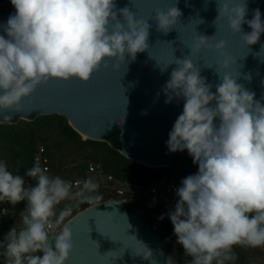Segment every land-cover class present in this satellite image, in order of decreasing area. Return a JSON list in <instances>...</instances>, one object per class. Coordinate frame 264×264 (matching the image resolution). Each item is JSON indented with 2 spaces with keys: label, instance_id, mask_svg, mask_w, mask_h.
Here are the masks:
<instances>
[{
  "label": "clouds",
  "instance_id": "obj_1",
  "mask_svg": "<svg viewBox=\"0 0 264 264\" xmlns=\"http://www.w3.org/2000/svg\"><path fill=\"white\" fill-rule=\"evenodd\" d=\"M15 12L0 24V122L22 111V99L50 79L78 78L88 82L103 64L114 61L119 69L148 49L149 19L137 18L128 7L117 8L115 0H10ZM217 20L223 19L246 45L256 44L264 33L259 9L246 20V0H216ZM207 8V4H205ZM174 5L155 10L156 30L169 32L178 22ZM203 23L202 19H198ZM247 24L250 32H243ZM215 36V35H214ZM212 36V37H214ZM199 34L190 52L214 48L224 56L226 42L210 43ZM264 49V45L261 46ZM162 91L165 103L184 101L183 111L169 132V152L187 150L198 165L176 190L174 210L167 213L186 264H234V246L264 247V96L237 82L240 73H217L220 83H206L190 59L175 58ZM229 67V60L223 61ZM251 80V76L244 77ZM215 87V92L212 88ZM8 113V114H5ZM35 186L25 187L21 175L0 160V202L16 205L26 201L20 223L0 243L4 264H66L72 251V232L65 223L73 206L102 199L99 185L91 178L73 183L53 175L40 163L26 171ZM65 204L57 212V207ZM161 215L159 219H163ZM143 245L140 255L157 264L153 251ZM160 255H163L161 252ZM165 264H176L169 256Z\"/></svg>",
  "mask_w": 264,
  "mask_h": 264
},
{
  "label": "water",
  "instance_id": "obj_2",
  "mask_svg": "<svg viewBox=\"0 0 264 264\" xmlns=\"http://www.w3.org/2000/svg\"><path fill=\"white\" fill-rule=\"evenodd\" d=\"M115 3L118 9L128 7L137 18L149 19L152 27L148 49L137 53L134 61L126 57V64L119 69L112 67L114 61H108L107 68L102 64L88 82L53 78L38 85L22 99V111L11 113V121L0 123L13 124L22 119L31 120L35 115L59 114L86 136L82 135L84 139L105 141L120 119L122 153L150 167H168L174 163L177 152H169L166 141L183 111L184 101L174 98L171 103H165L167 97L162 88L176 65H170L164 72L160 67L175 58L190 59L206 83L213 85L220 83L217 73L239 72L238 83L254 92L256 100L264 96V49H261L264 33L256 44L246 45L241 34H234L223 19L214 24L218 15L216 0H115ZM246 3V20L253 18L256 9L264 20V0H246ZM174 5L181 12L178 22L166 34L157 31L156 21L152 20L155 10L166 11ZM14 12L10 0H0V24L6 23ZM198 19L204 22L198 24ZM242 30L251 31L246 23ZM199 34L215 35L210 40L212 44L225 41V55L221 56L214 48L190 52ZM225 59L229 60L227 69L223 67ZM247 75L251 76L250 81L244 79ZM212 91L215 92V87ZM68 224L74 247L66 264H150L137 255L144 250L138 241L153 251L157 264L166 262L161 236L142 216L123 208L122 202L94 204Z\"/></svg>",
  "mask_w": 264,
  "mask_h": 264
},
{
  "label": "trees",
  "instance_id": "obj_3",
  "mask_svg": "<svg viewBox=\"0 0 264 264\" xmlns=\"http://www.w3.org/2000/svg\"><path fill=\"white\" fill-rule=\"evenodd\" d=\"M105 139H84L65 116L35 115L31 120H19L13 124L0 123V160L7 161L9 170L24 178L25 187L35 186V181L27 177L26 171L33 166V157L39 144L45 147L50 161V173L65 180L85 177L90 162L101 164L104 172L117 180L135 181L150 186L178 181L198 171V165L193 163L187 150L177 151L174 163L168 167H150L122 153L123 143L119 127ZM99 195L102 199L94 204L116 199L129 212L142 216L162 240L173 235L169 217L164 216L166 213L155 201L142 197L117 198L111 193ZM94 204H79L76 211L81 212ZM24 207L26 208V201L17 203L19 210ZM20 213H13L0 221V243L15 224L19 225ZM161 215L164 216L162 220L159 219ZM172 245L173 243L164 248L166 259L171 256L181 264H186L191 258L184 255L183 246L176 242L174 249ZM257 249L234 246L238 257L234 264H252ZM0 264H4L2 256Z\"/></svg>",
  "mask_w": 264,
  "mask_h": 264
},
{
  "label": "built area",
  "instance_id": "obj_4",
  "mask_svg": "<svg viewBox=\"0 0 264 264\" xmlns=\"http://www.w3.org/2000/svg\"><path fill=\"white\" fill-rule=\"evenodd\" d=\"M40 163L43 167H46L50 171V161L46 155L45 147L42 144L38 145L37 152L33 157V165ZM91 178L94 182L99 185L97 193L108 194L111 193L117 198L126 197H142L149 198L155 201L166 213L174 210L175 203L178 200L176 190L181 186V180L168 182L161 185H146L135 181H121L115 179L113 176L108 175L104 172L101 164L90 162L87 167V175L82 178L68 179L73 183V191L76 190L75 185L84 179ZM116 201V199H108L102 203L106 204L109 202ZM65 204L74 205V201H64L57 207V212L62 209ZM19 212V208L16 205H12L9 202H2L0 204V221L7 219L11 214ZM82 212V211H81ZM80 212L76 211V206H73L72 215L68 217L65 223L71 222ZM168 216V215H167ZM169 217V216H168ZM170 219V218H169ZM171 221V220H170Z\"/></svg>",
  "mask_w": 264,
  "mask_h": 264
},
{
  "label": "rangeland",
  "instance_id": "obj_5",
  "mask_svg": "<svg viewBox=\"0 0 264 264\" xmlns=\"http://www.w3.org/2000/svg\"><path fill=\"white\" fill-rule=\"evenodd\" d=\"M116 124H117V127H120L121 126L120 119H118L116 121ZM113 202L115 204H118L121 201L116 200V201H113ZM24 209H25V207L24 208H20L19 212H22ZM164 216H166V214H164ZM172 228H173V225H172ZM176 239H177V237L174 235V232H173V235L171 237H166V239L163 240V242H164V248H165V246L173 243L172 246L175 249V247H176ZM175 261H176V264H181L179 261H177V260H175ZM251 262H252V264H264V247H258L257 251L254 254V258H253V260Z\"/></svg>",
  "mask_w": 264,
  "mask_h": 264
},
{
  "label": "bare ground",
  "instance_id": "obj_6",
  "mask_svg": "<svg viewBox=\"0 0 264 264\" xmlns=\"http://www.w3.org/2000/svg\"><path fill=\"white\" fill-rule=\"evenodd\" d=\"M83 135V134H82ZM84 138H86V136L83 135Z\"/></svg>",
  "mask_w": 264,
  "mask_h": 264
}]
</instances>
